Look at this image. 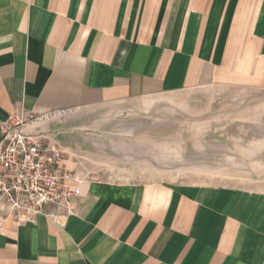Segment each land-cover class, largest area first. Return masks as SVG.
I'll return each mask as SVG.
<instances>
[{"label": "crops", "instance_id": "0c3cea01", "mask_svg": "<svg viewBox=\"0 0 264 264\" xmlns=\"http://www.w3.org/2000/svg\"><path fill=\"white\" fill-rule=\"evenodd\" d=\"M231 91H264V0H0V119L43 116L83 180L71 213L2 224L0 264H264V121ZM110 106L155 117L83 133Z\"/></svg>", "mask_w": 264, "mask_h": 264}, {"label": "built area", "instance_id": "2783aa9c", "mask_svg": "<svg viewBox=\"0 0 264 264\" xmlns=\"http://www.w3.org/2000/svg\"><path fill=\"white\" fill-rule=\"evenodd\" d=\"M42 117L20 107L0 119V229L8 219L69 214L81 196L83 180L64 166L66 152L41 130Z\"/></svg>", "mask_w": 264, "mask_h": 264}, {"label": "rangeland", "instance_id": "374dc122", "mask_svg": "<svg viewBox=\"0 0 264 264\" xmlns=\"http://www.w3.org/2000/svg\"><path fill=\"white\" fill-rule=\"evenodd\" d=\"M220 98H225V102L227 103H236L238 102V113L242 112V113H251L253 116H255V118H258L259 121H264V91L262 92H227L224 96L220 97ZM208 99L210 100V98H206L203 103H201L202 105H199L197 108L198 110L196 111L194 116H188L187 117L190 119H200L205 117L206 115H208L209 113H203L200 112L199 110L201 109H205L208 105ZM218 99V98H217ZM257 101V102H256ZM216 107H214V109H219V104L215 103ZM214 109H212V114ZM233 113V112H232ZM116 114L117 112L114 111V107L110 106V107H102V108H96V109H92V110H85L83 112L80 113V117L79 120H76L79 122H82L83 124L87 125L88 127H84L82 128L83 133L85 134H115L118 136H123L124 132H126L128 130V127L132 125H134V122H142L145 120L151 121L153 119V117H155V113H147L146 115L148 116V118L146 117H142V116H131V117H124L123 120L117 121V125L115 123L116 121ZM220 114V113H218ZM122 116V115H121ZM120 116V117H121ZM94 122H99V127H91L90 125ZM49 123V122H48ZM47 124V123H46ZM137 124V123H136ZM60 125V124H58ZM222 124L220 123H216V126H220ZM263 130L258 132V134L260 133L261 135H264V128H262ZM212 135L215 136L216 140H212V151L213 152H219V148L221 147L220 144H228L230 145V142L227 143H221L222 141H225V130L223 129H216L214 130V132H212ZM207 140V137H205ZM203 139V137L200 136V140ZM208 141V140H207ZM225 146V145H222ZM198 154V153H197ZM169 157V155H168ZM211 163L210 164H216L217 165V161L218 160V155L214 156L211 155ZM172 178H177V177H170ZM180 178V177H178ZM189 180H194L195 182H209V183H215V184H224L227 183L231 180H233V178L231 176H218V175H206V174H200V175H195V176H189L188 178Z\"/></svg>", "mask_w": 264, "mask_h": 264}]
</instances>
